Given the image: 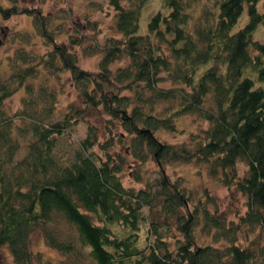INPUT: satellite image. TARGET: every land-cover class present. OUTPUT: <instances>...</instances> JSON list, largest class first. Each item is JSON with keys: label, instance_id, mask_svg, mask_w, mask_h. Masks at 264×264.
<instances>
[{"label": "trees", "instance_id": "obj_1", "mask_svg": "<svg viewBox=\"0 0 264 264\" xmlns=\"http://www.w3.org/2000/svg\"><path fill=\"white\" fill-rule=\"evenodd\" d=\"M108 1L119 35L104 34L96 44L95 68L79 64L70 49L81 34L57 40L46 12L20 8L49 46L32 63L16 47L0 76V244L14 264H264V41L251 35L264 23V0L260 8L257 0H203L194 9L195 0H160L143 30L138 16L146 0ZM244 4L247 17L232 28ZM16 6L0 4L1 15ZM116 59L123 60L112 64ZM37 63L67 71L82 106L69 103L55 117L54 87H33L28 79ZM19 87L28 92L9 113L3 99ZM90 107L104 118L106 136L100 140L90 121L70 155L57 152L59 133ZM188 112L206 125L179 142L158 136L157 128L176 129L177 115ZM115 140L120 150L108 148ZM147 158L158 176L137 186L122 182L125 165L142 179ZM191 159L244 194L235 219L209 206L207 190L192 198L163 170L171 160ZM144 210L154 216L147 219ZM60 218L71 230L59 228ZM169 220L181 234L172 242L160 231ZM140 223L146 225L142 239ZM242 226H256L263 241H237L233 230ZM196 228L209 238L200 239ZM35 229L61 253L56 262L30 248Z\"/></svg>", "mask_w": 264, "mask_h": 264}, {"label": "rangeland", "instance_id": "obj_2", "mask_svg": "<svg viewBox=\"0 0 264 264\" xmlns=\"http://www.w3.org/2000/svg\"><path fill=\"white\" fill-rule=\"evenodd\" d=\"M203 0H195L192 9L198 8ZM257 7L260 8L261 1L257 0ZM0 4L9 5L16 4L18 11L11 12L9 16L4 17L0 13V76L5 75L9 71V65L6 60V55L16 48L23 46L26 49L28 55L25 62L32 63L40 52L46 49L49 44L45 40V35L39 33L37 23L31 20V16L28 12L21 11V7L30 5H37L41 11L46 12L49 20L47 25L50 28L51 33L57 40L68 42L69 35L77 32L83 36L81 42L71 44L70 49L77 54V61L84 67L95 68L97 67V59L100 52L94 51V47L99 42H102V36L108 33H114L119 35L118 32L113 30L112 24L114 22L115 9L108 0H0ZM160 0H146L142 6L138 16V29L143 30L145 26L146 16L151 14L154 10L161 8ZM247 17L245 12V4L239 11L237 19L233 22L232 28L239 26ZM32 21V22H31ZM93 21V22H91ZM33 23V24H32ZM251 35L258 40L264 41V23L261 21L253 28ZM79 36V35H78ZM123 59H116L112 61V64L120 63ZM37 70L34 76L28 77L32 81L33 87L37 84L43 83L46 86L52 85L56 94L55 105V117L60 116L68 109L69 103H74L76 106H82V102L79 101L77 94V87L71 81L67 71L54 72L47 66H43L41 63H37ZM48 83V84H47ZM162 84H168L165 80ZM24 88L19 87L13 90L12 93L4 97V107L9 113L14 108H18L21 105V97L26 94ZM92 122L96 129H98V138L102 140L106 136V128H104V118L94 108H88L83 113H80L76 120L72 121L64 128V131L59 133L57 138L56 150L62 155H70L71 149L78 144V139L85 133L87 122ZM176 129H163L157 128L156 132L160 138L168 141L179 142L189 138V134L192 131H196L200 126H205L206 121L203 118L197 117L194 114L182 113L177 115ZM118 126L113 128L117 129ZM120 129V128H118ZM98 152L102 150L97 146H93ZM120 141H113L108 147L109 149L116 148L120 150ZM125 165L121 174V180L124 183H132L135 186L143 184L144 177L158 176L159 170H156V165L153 159L147 158V161L141 165V178L135 180L130 175L127 169H131ZM237 171L240 173L244 169L243 161L239 160L236 164ZM165 173L170 179L175 180L178 184L189 189L192 193V198L200 195L203 196L204 189L207 190L210 195L208 202L210 207L215 205L217 211L228 218L235 219L238 212L243 211L244 208V194L231 184L227 186L221 180L212 178L204 164L199 163L193 159L190 161L184 160H171L165 164ZM145 211L146 218L154 216L153 212ZM59 228H69L65 220L62 218L57 219ZM144 230L146 225L140 223L138 229V236L142 239L144 236ZM160 231L163 235L172 242L174 234H180L174 228L172 222L169 220L162 223ZM195 233L200 239L205 240L209 238L208 233H202L200 229L196 228ZM234 236L242 244L252 243L257 245L263 241V231H258L256 226L246 227L242 226L233 230ZM181 236V234H180ZM30 248L34 251H39L44 256L48 257L52 262H56L60 256V252L54 247L50 246L43 239L40 230L35 229L30 235ZM218 243L224 242V239L217 240ZM259 245V244H258ZM257 245V246H258ZM254 247L255 249L257 248ZM0 264H14L12 255L5 244H0Z\"/></svg>", "mask_w": 264, "mask_h": 264}]
</instances>
